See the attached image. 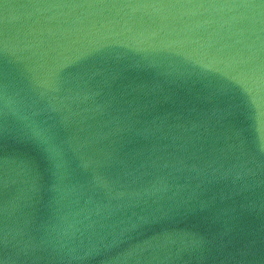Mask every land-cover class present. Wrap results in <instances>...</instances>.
I'll list each match as a JSON object with an SVG mask.
<instances>
[{
    "label": "water",
    "instance_id": "water-1",
    "mask_svg": "<svg viewBox=\"0 0 264 264\" xmlns=\"http://www.w3.org/2000/svg\"><path fill=\"white\" fill-rule=\"evenodd\" d=\"M0 264H264V0H0Z\"/></svg>",
    "mask_w": 264,
    "mask_h": 264
}]
</instances>
